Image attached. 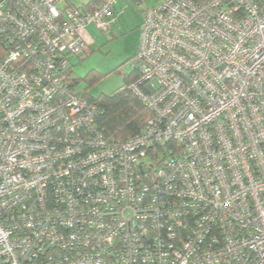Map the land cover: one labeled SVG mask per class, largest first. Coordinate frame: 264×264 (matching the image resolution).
<instances>
[{"label":"built area","instance_id":"built-area-1","mask_svg":"<svg viewBox=\"0 0 264 264\" xmlns=\"http://www.w3.org/2000/svg\"><path fill=\"white\" fill-rule=\"evenodd\" d=\"M118 0H0V264H264V0L145 8L107 136L77 88Z\"/></svg>","mask_w":264,"mask_h":264},{"label":"rangeland","instance_id":"rangeland-1","mask_svg":"<svg viewBox=\"0 0 264 264\" xmlns=\"http://www.w3.org/2000/svg\"><path fill=\"white\" fill-rule=\"evenodd\" d=\"M76 2L78 0H75ZM159 0H118L116 13L106 30L94 24L85 27L90 46L81 58L71 57L72 77L77 88L96 98L101 94H112L125 85V78L133 71V59L140 42V25L144 10ZM94 72L97 79L88 80Z\"/></svg>","mask_w":264,"mask_h":264},{"label":"trees","instance_id":"trees-1","mask_svg":"<svg viewBox=\"0 0 264 264\" xmlns=\"http://www.w3.org/2000/svg\"><path fill=\"white\" fill-rule=\"evenodd\" d=\"M139 76V70L134 67L125 78L122 89L93 98L100 110L97 121L107 136L115 139L127 138L136 134L149 120V112L128 88ZM87 78L93 82L97 79V74L90 72Z\"/></svg>","mask_w":264,"mask_h":264},{"label":"crops","instance_id":"crops-1","mask_svg":"<svg viewBox=\"0 0 264 264\" xmlns=\"http://www.w3.org/2000/svg\"><path fill=\"white\" fill-rule=\"evenodd\" d=\"M117 2H118V1H117ZM116 5H117V4H116ZM116 7H117V6H116ZM85 38H86L87 41H89L87 32H86ZM90 44H91V43L89 42V46H90Z\"/></svg>","mask_w":264,"mask_h":264}]
</instances>
